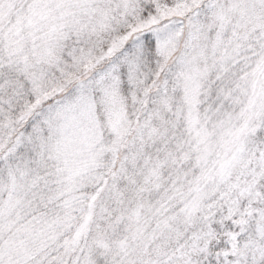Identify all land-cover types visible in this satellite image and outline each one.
Wrapping results in <instances>:
<instances>
[{
    "label": "snow or ice",
    "instance_id": "6c2138e0",
    "mask_svg": "<svg viewBox=\"0 0 264 264\" xmlns=\"http://www.w3.org/2000/svg\"><path fill=\"white\" fill-rule=\"evenodd\" d=\"M0 264H264V0H0Z\"/></svg>",
    "mask_w": 264,
    "mask_h": 264
}]
</instances>
